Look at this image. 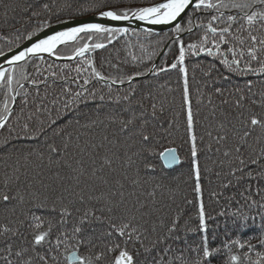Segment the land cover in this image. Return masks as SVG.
I'll return each instance as SVG.
<instances>
[{"label": "snow or ice", "instance_id": "1", "mask_svg": "<svg viewBox=\"0 0 264 264\" xmlns=\"http://www.w3.org/2000/svg\"><path fill=\"white\" fill-rule=\"evenodd\" d=\"M0 42V264H264V0H0Z\"/></svg>", "mask_w": 264, "mask_h": 264}, {"label": "water", "instance_id": "2", "mask_svg": "<svg viewBox=\"0 0 264 264\" xmlns=\"http://www.w3.org/2000/svg\"><path fill=\"white\" fill-rule=\"evenodd\" d=\"M145 26L146 25H144L141 22H134V24H133V27H138L139 29H142ZM153 30L154 31H166V30H168V28L166 26H153Z\"/></svg>", "mask_w": 264, "mask_h": 264}, {"label": "trees", "instance_id": "3", "mask_svg": "<svg viewBox=\"0 0 264 264\" xmlns=\"http://www.w3.org/2000/svg\"><path fill=\"white\" fill-rule=\"evenodd\" d=\"M0 46H2V42H0Z\"/></svg>", "mask_w": 264, "mask_h": 264}, {"label": "rangeland", "instance_id": "4", "mask_svg": "<svg viewBox=\"0 0 264 264\" xmlns=\"http://www.w3.org/2000/svg\"><path fill=\"white\" fill-rule=\"evenodd\" d=\"M166 31H168V30H166Z\"/></svg>", "mask_w": 264, "mask_h": 264}]
</instances>
